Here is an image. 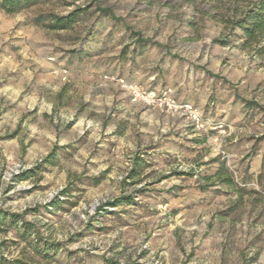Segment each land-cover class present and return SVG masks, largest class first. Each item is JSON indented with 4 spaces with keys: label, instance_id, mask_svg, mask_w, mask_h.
I'll return each mask as SVG.
<instances>
[{
    "label": "clouds",
    "instance_id": "clouds-1",
    "mask_svg": "<svg viewBox=\"0 0 264 264\" xmlns=\"http://www.w3.org/2000/svg\"><path fill=\"white\" fill-rule=\"evenodd\" d=\"M0 264H264V0H0Z\"/></svg>",
    "mask_w": 264,
    "mask_h": 264
}]
</instances>
